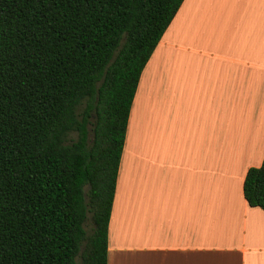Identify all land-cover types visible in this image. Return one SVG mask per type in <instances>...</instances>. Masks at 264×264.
I'll list each match as a JSON object with an SVG mask.
<instances>
[{
    "label": "trees",
    "instance_id": "16d2710c",
    "mask_svg": "<svg viewBox=\"0 0 264 264\" xmlns=\"http://www.w3.org/2000/svg\"><path fill=\"white\" fill-rule=\"evenodd\" d=\"M181 2L0 0V264H106L133 94ZM242 194L264 213V156Z\"/></svg>",
    "mask_w": 264,
    "mask_h": 264
},
{
    "label": "crops",
    "instance_id": "0c3cea01",
    "mask_svg": "<svg viewBox=\"0 0 264 264\" xmlns=\"http://www.w3.org/2000/svg\"><path fill=\"white\" fill-rule=\"evenodd\" d=\"M264 156V0H182L143 66L106 264H264L242 183Z\"/></svg>",
    "mask_w": 264,
    "mask_h": 264
},
{
    "label": "rangeland",
    "instance_id": "374dc122",
    "mask_svg": "<svg viewBox=\"0 0 264 264\" xmlns=\"http://www.w3.org/2000/svg\"><path fill=\"white\" fill-rule=\"evenodd\" d=\"M90 227H91V225H90V220H89V214H87V216H86V221H85V228H84L86 234L89 233V231H90Z\"/></svg>",
    "mask_w": 264,
    "mask_h": 264
}]
</instances>
